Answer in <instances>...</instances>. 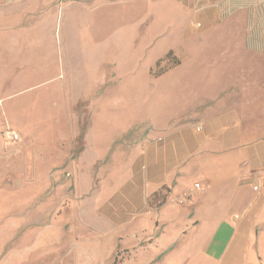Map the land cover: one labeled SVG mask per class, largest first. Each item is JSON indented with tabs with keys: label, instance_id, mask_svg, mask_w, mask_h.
<instances>
[{
	"label": "crops",
	"instance_id": "crops-1",
	"mask_svg": "<svg viewBox=\"0 0 264 264\" xmlns=\"http://www.w3.org/2000/svg\"><path fill=\"white\" fill-rule=\"evenodd\" d=\"M66 1L67 39L85 32L89 79L96 65L109 62V27L121 33L119 62L125 28L148 66L168 52L180 62L153 80L146 104L138 94L146 87L132 90L137 122L153 129L101 171L109 191L95 213L110 232L96 238L144 252L130 264H258L256 254L264 258V87L241 96L239 86L264 84L252 75L264 71L252 59H264V0H80L77 7ZM57 10V0H0V62L29 64V36L43 41L57 27ZM11 41L14 58L6 53ZM238 54L251 59L239 62ZM116 120L98 119L91 143L112 142L109 131L94 129ZM108 151L96 148L85 169ZM187 194L191 205H179Z\"/></svg>",
	"mask_w": 264,
	"mask_h": 264
},
{
	"label": "rangeland",
	"instance_id": "rangeland-1",
	"mask_svg": "<svg viewBox=\"0 0 264 264\" xmlns=\"http://www.w3.org/2000/svg\"><path fill=\"white\" fill-rule=\"evenodd\" d=\"M65 2L57 0V27L46 32L43 41L29 36V64L0 62V264H130L144 256L139 248H115L109 238L94 235L110 232L95 213L96 204L107 199L109 191L101 182L107 174L101 171L112 155L123 154L153 129L152 123L137 122L135 95L140 94L146 104L153 80L177 66L178 59L171 55L148 66L139 42L130 43L132 29L125 28L119 62L115 41L121 33L109 27V62L96 65L94 79H89L85 64L91 56L86 55L85 32L80 36L78 32L76 41L67 39L61 8ZM70 2L80 5V0ZM14 49L16 44L9 42L6 53L11 51V58ZM237 56L239 62L251 59ZM252 59L253 64L264 65V59ZM252 75L260 81L264 71L255 69ZM136 85L146 89L136 94L132 91ZM262 87L240 85V95ZM100 118L118 119L115 125L94 129L109 131L113 141L92 144L90 129ZM96 148H108V156L87 170L85 164ZM251 249L259 252L258 247ZM260 249L264 253V245ZM256 256L258 264H264V258Z\"/></svg>",
	"mask_w": 264,
	"mask_h": 264
},
{
	"label": "built area",
	"instance_id": "built-area-1",
	"mask_svg": "<svg viewBox=\"0 0 264 264\" xmlns=\"http://www.w3.org/2000/svg\"><path fill=\"white\" fill-rule=\"evenodd\" d=\"M14 138H18V136L16 135V134H14ZM199 187V185H195V188H198ZM190 195L189 194H187V195H183V196H180V197H178V199H177V203L179 204V205H181V206H187V205H191V200H190Z\"/></svg>",
	"mask_w": 264,
	"mask_h": 264
},
{
	"label": "trees",
	"instance_id": "trees-1",
	"mask_svg": "<svg viewBox=\"0 0 264 264\" xmlns=\"http://www.w3.org/2000/svg\"><path fill=\"white\" fill-rule=\"evenodd\" d=\"M171 56V52H168L167 54H166V56L164 57V59L166 58V57H170ZM160 63V60L157 62V65ZM174 64L175 65H179V61L178 60H176L175 62H174Z\"/></svg>",
	"mask_w": 264,
	"mask_h": 264
}]
</instances>
